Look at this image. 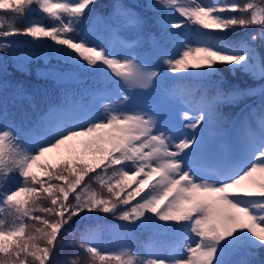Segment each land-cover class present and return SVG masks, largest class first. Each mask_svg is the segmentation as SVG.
Returning <instances> with one entry per match:
<instances>
[{
  "label": "snow or ice",
  "instance_id": "obj_1",
  "mask_svg": "<svg viewBox=\"0 0 264 264\" xmlns=\"http://www.w3.org/2000/svg\"><path fill=\"white\" fill-rule=\"evenodd\" d=\"M95 4L0 0V264H264V0Z\"/></svg>",
  "mask_w": 264,
  "mask_h": 264
},
{
  "label": "trees",
  "instance_id": "obj_2",
  "mask_svg": "<svg viewBox=\"0 0 264 264\" xmlns=\"http://www.w3.org/2000/svg\"><path fill=\"white\" fill-rule=\"evenodd\" d=\"M146 3L147 0H96L95 9L97 12L101 13L102 15H107L109 12L112 11V6L118 3ZM3 14V13H0ZM45 23L48 21L45 20ZM20 27L24 26V23L21 22L19 25ZM13 39V38H9ZM15 39L25 40V37H16ZM31 45H19L17 47V55H31L30 49ZM36 54L39 55V49H36ZM2 55V54H0ZM3 60L5 62V67L7 69L6 79L13 83V84H23L24 87L27 89L28 93L34 96L35 103L38 104L40 107H44L46 102H56L59 97L61 96L65 85H61L51 79H44L42 77V73L44 67L47 63L56 64L57 61L52 59L51 61H45L43 59H37L32 61L28 67L24 71H18L17 65L13 62L11 57L3 56ZM38 70L41 72V75H38ZM5 78L4 74H0V79ZM188 86L193 90L194 93L197 95L199 82L198 81H189L187 82ZM20 103L27 105L29 102L27 100L21 101ZM249 103H253V100H250ZM238 111V109L236 110ZM100 228L102 229L100 232V239L106 243H117L116 237L109 231V227L111 225H119L123 224L122 221L114 220L112 217H107L106 219H102L101 221L97 222ZM97 224H93L92 227H96ZM67 239H71V237H67ZM151 242L157 248H163L164 245L169 243L168 238L162 235L153 236L147 232L137 233L134 240H128L127 243L133 247V249L137 252H142V247L144 244ZM79 252V249L67 247L64 249L63 252L59 254V260L63 261L65 257L76 254Z\"/></svg>",
  "mask_w": 264,
  "mask_h": 264
}]
</instances>
